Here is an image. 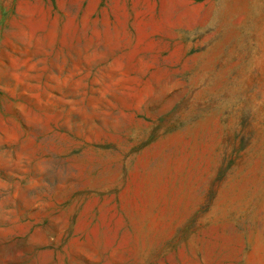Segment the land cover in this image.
I'll return each instance as SVG.
<instances>
[{"label": "rangeland", "instance_id": "rangeland-1", "mask_svg": "<svg viewBox=\"0 0 264 264\" xmlns=\"http://www.w3.org/2000/svg\"><path fill=\"white\" fill-rule=\"evenodd\" d=\"M0 264H264V0H0Z\"/></svg>", "mask_w": 264, "mask_h": 264}]
</instances>
